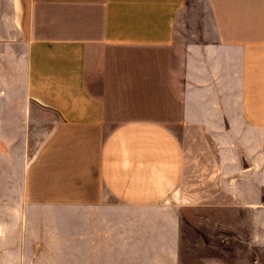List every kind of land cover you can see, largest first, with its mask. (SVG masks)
Here are the masks:
<instances>
[{
    "label": "crops",
    "instance_id": "obj_1",
    "mask_svg": "<svg viewBox=\"0 0 264 264\" xmlns=\"http://www.w3.org/2000/svg\"><path fill=\"white\" fill-rule=\"evenodd\" d=\"M4 10L0 125L28 139L47 124L22 152L26 213L163 202L184 176L181 136L212 128L229 103L264 160V0H0ZM248 249L230 264H264V240Z\"/></svg>",
    "mask_w": 264,
    "mask_h": 264
},
{
    "label": "rangeland",
    "instance_id": "obj_2",
    "mask_svg": "<svg viewBox=\"0 0 264 264\" xmlns=\"http://www.w3.org/2000/svg\"><path fill=\"white\" fill-rule=\"evenodd\" d=\"M7 64L0 58V86ZM233 104L220 106L223 117L212 128L181 136L184 176L163 202L89 214L48 206L26 213L16 196L22 152L32 151L47 124L36 120L28 139L0 125V264H230L248 257L264 240V160L258 140L237 132Z\"/></svg>",
    "mask_w": 264,
    "mask_h": 264
}]
</instances>
